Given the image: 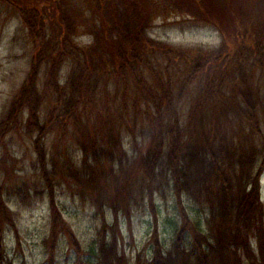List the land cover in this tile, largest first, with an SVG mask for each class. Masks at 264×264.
Masks as SVG:
<instances>
[{"label":"trees","instance_id":"obj_1","mask_svg":"<svg viewBox=\"0 0 264 264\" xmlns=\"http://www.w3.org/2000/svg\"><path fill=\"white\" fill-rule=\"evenodd\" d=\"M11 1V12L27 28L32 55L0 119V171L5 175L0 183V264H13L3 258L2 237L7 224L16 228L3 190L20 174L7 146L9 133L32 139L52 212L45 242L55 244L65 234L77 253L76 264H129L120 244V216L130 220L133 206L145 195L155 214L154 192L163 178L177 197L181 223L169 247L155 229L151 256L143 259L138 252L134 264H264L263 98L257 81L259 69L264 72V48L255 24H264V0L252 5L253 0L248 10L242 7V24H237L236 5L227 0L186 5L221 29V44L213 48L152 38L147 28L159 10L149 5L152 0L87 5L96 19L89 18L93 39L85 44L76 40L78 21L67 0H48L52 10ZM173 1L165 6H181ZM229 27L235 33L227 32ZM125 133L132 137L131 152L123 143ZM58 187L102 215L96 251L79 247L64 221ZM16 188L19 196L29 194L24 180ZM185 196L200 215L190 216ZM106 206L111 222L104 218ZM54 255L51 249L44 264H55Z\"/></svg>","mask_w":264,"mask_h":264},{"label":"rangeland","instance_id":"obj_2","mask_svg":"<svg viewBox=\"0 0 264 264\" xmlns=\"http://www.w3.org/2000/svg\"><path fill=\"white\" fill-rule=\"evenodd\" d=\"M18 5H48V0H13ZM63 1V0H59ZM65 5L73 7L71 15H75L78 23L76 24V40L82 43L92 41V32L87 28L89 18H95L93 10H88L87 5H99L100 0H67ZM149 5H159L157 12L150 21L147 28L148 34L157 40L167 41L179 46L194 48H213L218 47L222 41V31L216 25L205 22L197 14H192L195 5H200L204 0H176L175 5L180 7L171 10L167 5H173V0H152ZM173 1V2H172ZM223 0H218L222 2ZM11 0H0V119L5 113L12 96L23 83L30 64L32 55L31 45L27 42V28L23 25L21 18L11 12ZM34 2V3H33ZM116 4L121 5L120 0H115ZM215 5L216 2L212 1ZM227 5H236V13L240 16L237 24H242L240 10L249 9L248 5L253 0H227ZM103 3V2H102ZM106 1H104L105 5ZM263 4L262 0H254L252 5ZM166 5V6H165ZM192 5V6H186ZM166 8V9H164ZM50 10V11H51ZM192 12V13H191ZM232 16V13L230 12ZM98 21V18L97 20ZM260 40L259 47L264 48V24L260 21L255 23ZM236 26V25H235ZM250 26V24L248 25ZM230 28V29H229ZM227 32L233 31L229 27ZM232 41H228L227 46H231ZM258 83L262 96V103L259 106V118L261 130L264 134V72L258 71ZM185 112L181 118L184 119ZM140 131L139 129H137ZM135 131L136 137H141L140 132ZM7 146L12 154L17 157L14 168L20 173L19 178L6 186L3 190L4 196L8 199L11 209L16 216V228L6 225L2 237L3 258L12 261L13 264H44L47 256L53 249L55 264H76L77 253L70 246L65 234H60L56 243L45 242L50 238L49 231L52 223L51 206L47 196V189L44 180L39 175V167L36 161V153L32 146V139L26 134L9 133L6 137ZM261 138H259V142ZM48 143V141H47ZM123 143L128 152L132 151V137L129 133L123 135ZM4 145L0 141V149ZM1 154V152H0ZM77 158V155L74 154ZM261 156L256 157L255 168ZM11 160H9L10 162ZM11 163V162H10ZM1 170V167H0ZM5 179L3 171H0V183ZM25 181V186L29 190L28 195H17L16 185ZM260 198L264 201V169L259 177ZM6 183H8L6 181ZM57 198L61 206L64 221L68 223L72 232L80 243V248L88 252L97 250L98 231L103 221L102 215L97 212L94 206L88 201H82L78 196L73 195L70 190L58 187ZM154 201L156 205L155 214L152 212L149 198L147 195L140 198L138 204L133 206L130 220L120 216V228L122 231L121 247L129 257V264H134L135 255L143 253L142 258L148 259L152 252V236L157 229V237L165 246L169 247L175 237L176 228L181 223L177 197L171 189L166 178L161 179L159 188L155 189ZM183 204L191 217H197L202 213L197 204L185 196ZM111 222L113 214L106 206L104 218ZM52 245V246H51ZM256 247V243L254 244ZM82 256L80 261L84 262L88 255ZM81 264V263H79Z\"/></svg>","mask_w":264,"mask_h":264}]
</instances>
